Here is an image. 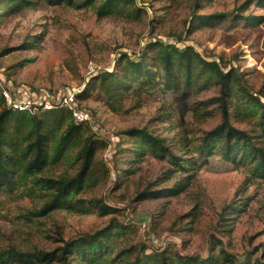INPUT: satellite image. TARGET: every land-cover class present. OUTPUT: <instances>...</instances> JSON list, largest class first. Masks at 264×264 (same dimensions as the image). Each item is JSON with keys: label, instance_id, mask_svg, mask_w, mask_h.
<instances>
[{"label": "rangeland", "instance_id": "obj_1", "mask_svg": "<svg viewBox=\"0 0 264 264\" xmlns=\"http://www.w3.org/2000/svg\"><path fill=\"white\" fill-rule=\"evenodd\" d=\"M2 1L8 0H0V13L6 6ZM27 1L17 12L0 15V93L5 87L29 90L33 97L77 93L95 74L114 69L119 55L137 60L157 40L215 61L224 73L236 75V92L247 91L264 104V0H136L141 12L132 18H99L94 7ZM218 15L222 17L215 19ZM219 97V86L204 79L184 93L158 88L139 100L127 98L117 112L97 92L78 99L91 114L90 132L107 142L96 153L84 188L72 199L78 211L57 209L39 217L48 199L42 190H0V251L49 253L118 224L122 233L110 240L99 264H126L163 250L205 259L218 257L220 249L264 263V177L222 163L216 155L197 158L203 136L220 123ZM231 123L256 136L255 146L264 151V129L257 119ZM133 128L163 140L174 156L187 152L182 158L196 164L178 171L169 161L147 155L128 166L130 155L117 150L131 147L124 132ZM78 168L76 149H71L39 176L72 178ZM179 185L182 191L170 193ZM145 191L159 195L139 196ZM97 201L111 211L98 209ZM236 206L241 207L233 211Z\"/></svg>", "mask_w": 264, "mask_h": 264}, {"label": "trees", "instance_id": "obj_2", "mask_svg": "<svg viewBox=\"0 0 264 264\" xmlns=\"http://www.w3.org/2000/svg\"><path fill=\"white\" fill-rule=\"evenodd\" d=\"M77 1H80V4ZM46 2L51 6L65 4L94 7L99 18L115 14L132 18L141 12L136 0H46ZM1 3L6 5L0 13L4 15L6 12H17L19 6L30 2L8 0ZM220 17L222 15L215 16V19ZM199 19L204 20L203 17ZM148 54H150L148 62H145L143 59ZM204 79L212 81L220 88V97L217 101L221 107V120L214 129L203 136L202 142L196 148L197 158L206 159L216 155L220 157L222 163L248 167L251 176L263 178L264 151L255 146L256 136L233 126L231 119L236 123L257 119L256 125L262 130L264 104L247 91L242 92L238 89L239 92L241 91L240 94L236 92L235 86L238 80L234 73L231 71L224 73L218 63L204 60L189 47L180 48L176 44H164L153 40L145 46L144 53L137 60L121 54L116 60L114 69L95 74L91 82L85 83L75 94V98L77 101L83 100L92 92H97L107 108L117 112L127 98L139 100L145 93L158 88H164L173 94L184 93L186 88ZM227 104H231L230 112ZM124 135L130 140L131 147L118 148L117 151L130 155L131 158L125 163L128 166L142 161L147 155L169 161L178 171H185L187 167L196 164L195 160L182 158L181 155L187 152L174 156L165 147L163 140L152 136L144 129H129ZM99 139L90 132L87 125L73 124L70 112L65 108L37 110L32 114L17 112L6 105L0 93V190L9 193L21 188L29 192L34 188L42 190L48 199L37 212L39 217L57 209L73 210L78 202L72 199H75L74 197L89 179L96 153L107 147V142ZM71 149H76V160L79 164L74 177L51 179L39 176L47 167L63 159ZM123 173L129 174L131 170H123ZM28 182L33 186L28 187ZM180 191L182 185L177 186L170 193L175 195ZM158 193L145 191L139 196H158ZM96 203L98 209L104 213L111 211L101 201ZM237 207L233 211H238L241 206ZM122 229V225L115 224L95 234L70 240L49 253L33 254L13 249L2 250L0 264H32L44 260L55 264H99L104 259L110 240L119 237ZM130 251L131 249L125 250L120 255L128 254ZM126 264L264 263L258 259L240 260L220 249L218 257L209 256L205 259L193 255H171L163 250L142 257L136 256Z\"/></svg>", "mask_w": 264, "mask_h": 264}, {"label": "built area", "instance_id": "obj_3", "mask_svg": "<svg viewBox=\"0 0 264 264\" xmlns=\"http://www.w3.org/2000/svg\"><path fill=\"white\" fill-rule=\"evenodd\" d=\"M1 94L6 105L17 112L35 113L37 110H52L65 108L70 112L71 121L75 125L91 123V114L83 109L75 98L73 92H60L57 95L33 97L29 90L13 91L8 87L2 88ZM33 97V98H32Z\"/></svg>", "mask_w": 264, "mask_h": 264}]
</instances>
